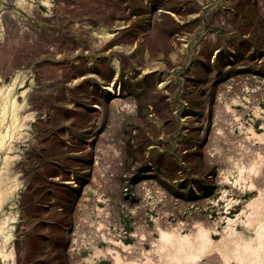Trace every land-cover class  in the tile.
Here are the masks:
<instances>
[{"label": "rangeland", "instance_id": "1", "mask_svg": "<svg viewBox=\"0 0 264 264\" xmlns=\"http://www.w3.org/2000/svg\"><path fill=\"white\" fill-rule=\"evenodd\" d=\"M263 146L264 0H0V264H264Z\"/></svg>", "mask_w": 264, "mask_h": 264}, {"label": "bare ground", "instance_id": "2", "mask_svg": "<svg viewBox=\"0 0 264 264\" xmlns=\"http://www.w3.org/2000/svg\"><path fill=\"white\" fill-rule=\"evenodd\" d=\"M114 89L115 88H112V85H110L109 86V90L112 92V93H114V94H118V91H120L119 89L117 90H115L114 91ZM13 104H15V103H13ZM19 106V105H18ZM15 106H12V108H14ZM20 107V106H19ZM13 110V109H12ZM12 113V112H11ZM13 115V114H12ZM17 115V114H16ZM14 118V117H13ZM18 118V117H17ZM19 120V119H18ZM17 122V121H16ZM18 123V122H17ZM14 125V124H13ZM258 135V133L256 134V136ZM262 139V138H261ZM251 144V143H250ZM256 147V146H255ZM264 147V146H263ZM264 149V148H263ZM249 169V168H248ZM258 175H260V174H258ZM258 180V179H257ZM253 183H254V181H253ZM261 188V187H260ZM259 192V191H258ZM258 194V193H257ZM263 194V193H262ZM261 195V194H260ZM161 240L163 241V243H167L168 241H170L171 240V236L169 235V234H166L164 231H162L161 232ZM113 241V240H112ZM158 245V244H157ZM126 246V245H125ZM120 250V249H119ZM125 250V249H124ZM117 252H118V254L117 255H119V251L117 250ZM120 253H122V252H120ZM121 256H122V254H121ZM121 258V257H120ZM130 258V257H129ZM121 260H123V259H121ZM127 260V259H126ZM118 262V261H117ZM121 263L123 262V261H120ZM121 263H119V264H121ZM136 263V262H135ZM116 264H118V263H116ZM123 264V263H122Z\"/></svg>", "mask_w": 264, "mask_h": 264}]
</instances>
